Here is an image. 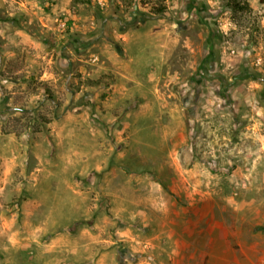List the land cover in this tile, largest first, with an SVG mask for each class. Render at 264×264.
<instances>
[{"label": "rangeland", "instance_id": "1", "mask_svg": "<svg viewBox=\"0 0 264 264\" xmlns=\"http://www.w3.org/2000/svg\"><path fill=\"white\" fill-rule=\"evenodd\" d=\"M229 2L0 0V264H264V0Z\"/></svg>", "mask_w": 264, "mask_h": 264}, {"label": "trees", "instance_id": "2", "mask_svg": "<svg viewBox=\"0 0 264 264\" xmlns=\"http://www.w3.org/2000/svg\"><path fill=\"white\" fill-rule=\"evenodd\" d=\"M233 9H239V10H245L249 8V4L247 2V0H243V2H241V0H232V2H229V4ZM163 7L161 6H157L155 7V13H163L164 12Z\"/></svg>", "mask_w": 264, "mask_h": 264}]
</instances>
